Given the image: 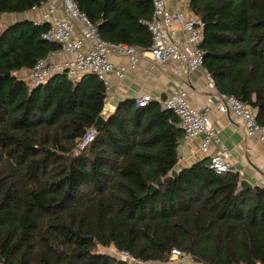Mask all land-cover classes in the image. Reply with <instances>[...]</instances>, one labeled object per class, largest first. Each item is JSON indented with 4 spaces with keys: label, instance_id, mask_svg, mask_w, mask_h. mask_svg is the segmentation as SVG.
<instances>
[{
    "label": "trees",
    "instance_id": "obj_1",
    "mask_svg": "<svg viewBox=\"0 0 264 264\" xmlns=\"http://www.w3.org/2000/svg\"><path fill=\"white\" fill-rule=\"evenodd\" d=\"M46 1L0 0V15ZM73 1L103 39L150 47L151 0ZM190 9L204 22L200 49L216 88L264 127V0H191ZM47 31L28 18L0 25L2 264H127L98 246L158 263L178 249L199 264H264V189L241 187L237 172L217 174L207 159L173 175L183 132L171 110L122 103L78 150L106 89L94 74L39 86L21 75L60 48Z\"/></svg>",
    "mask_w": 264,
    "mask_h": 264
},
{
    "label": "built area",
    "instance_id": "obj_2",
    "mask_svg": "<svg viewBox=\"0 0 264 264\" xmlns=\"http://www.w3.org/2000/svg\"><path fill=\"white\" fill-rule=\"evenodd\" d=\"M189 4L191 0H185ZM153 13L151 20L147 22L152 36V42L148 49L135 45L110 42L102 38L98 26L80 10L73 0L46 1L42 19L36 23H47L48 31L43 34L47 41L58 43L60 48L51 52L47 58L40 59L34 68L25 74L26 79L33 85L39 86L56 74L66 73L72 79H79L84 74H94L103 83L107 98L112 88L110 74L114 71L112 56L114 54L128 59L129 66L135 68L140 60V48L144 49L155 61L170 63L180 62L190 71H202L208 84L216 88V81L211 72L204 65V54L200 49L203 40L204 22L196 15H185L180 11H171L166 0H151ZM61 3V5H59ZM181 26L184 38H178ZM58 57L62 60L56 61ZM126 67L117 70L119 76ZM152 100L149 94L137 97L138 107H146ZM223 113L234 112L245 121L247 131L251 135H258L264 143V127L257 122L256 110L243 101L218 93L217 99L212 101ZM163 106L171 110L178 118V126L187 140L202 137L200 150L209 153L210 146L217 147L208 154L210 167L220 175L232 171L229 162L231 151L222 144L217 129L210 119V106L204 110L194 108L187 98L184 89L174 90L164 101ZM97 130L92 127L79 140L78 150L83 151L95 140ZM264 176V171H263ZM264 189V181L262 183ZM115 257L127 264H153L158 262L144 261L135 258L131 253L114 249ZM189 259L191 264H196L193 258L178 250L173 249L169 261L158 264H172L176 261Z\"/></svg>",
    "mask_w": 264,
    "mask_h": 264
},
{
    "label": "crops",
    "instance_id": "obj_3",
    "mask_svg": "<svg viewBox=\"0 0 264 264\" xmlns=\"http://www.w3.org/2000/svg\"><path fill=\"white\" fill-rule=\"evenodd\" d=\"M166 2L171 11H180L187 16L194 14L185 0H166ZM44 10L45 5L23 16L34 21H40ZM177 28L179 30L178 38L182 40L184 32H182L181 26L177 25ZM143 52L145 50L140 48L141 57L138 66L135 68L129 66L126 57L117 54L112 56L115 69L110 74L112 88L105 102L104 117L107 119L114 114L122 103L132 102L137 106L136 99L143 94L152 96L151 104H159L164 108L163 101L174 90L184 89L187 92L189 102L197 110H204L207 105L210 106L211 122L217 129L222 144L231 151L229 162L232 165V172H237L241 181L247 180L252 185L251 188H262L264 181V143L258 135L248 133L242 117L232 111L223 113L211 105L212 101L217 99L218 89L208 84L202 71H190L180 62L155 61L149 54ZM62 59L63 57H58L56 61ZM120 67L127 68V71H124L121 76L117 74ZM26 73L27 71H22L21 75ZM201 139L202 137L187 140L184 135L182 136L178 146L179 161L176 170L188 167L200 160L207 159L209 161L208 154H211L217 145L212 144L209 153H203L200 150ZM241 181L240 186L245 187L242 186ZM172 264H177V261Z\"/></svg>",
    "mask_w": 264,
    "mask_h": 264
},
{
    "label": "water",
    "instance_id": "obj_4",
    "mask_svg": "<svg viewBox=\"0 0 264 264\" xmlns=\"http://www.w3.org/2000/svg\"><path fill=\"white\" fill-rule=\"evenodd\" d=\"M7 76H11V72H8ZM105 120H106V118L104 117V115H101L98 118L96 124L94 125V128L96 130H99L100 127L102 126V124L105 122ZM172 173H173V175H177L178 174L177 170H174ZM162 182H163V179L160 178V179H158V181L155 184H150L149 188L151 189L152 192L157 191L159 186L162 184ZM241 184H242V186H245V187H248V188L252 187V185L247 180H242ZM3 262H4V260L0 257V264H2ZM177 264H191V262L190 261H185V262H180V263H177Z\"/></svg>",
    "mask_w": 264,
    "mask_h": 264
},
{
    "label": "rangeland",
    "instance_id": "obj_5",
    "mask_svg": "<svg viewBox=\"0 0 264 264\" xmlns=\"http://www.w3.org/2000/svg\"><path fill=\"white\" fill-rule=\"evenodd\" d=\"M20 18H25L23 15H7V14H1L0 15V25L2 27L6 26L9 22H12V21H16ZM28 73V72H27ZM26 73V74H27ZM114 247H111V248H104L102 246H98L97 250L98 252L100 253H105V254H109L111 255L112 257H115V254H114ZM116 258V257H115ZM117 259V258H116ZM185 261H189V259H185V260H182V261H177V263H180V262H185ZM153 264H158V263H153Z\"/></svg>",
    "mask_w": 264,
    "mask_h": 264
}]
</instances>
